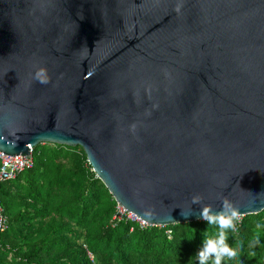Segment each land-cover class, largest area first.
Here are the masks:
<instances>
[{
	"label": "water",
	"instance_id": "95a60500",
	"mask_svg": "<svg viewBox=\"0 0 264 264\" xmlns=\"http://www.w3.org/2000/svg\"><path fill=\"white\" fill-rule=\"evenodd\" d=\"M40 144L150 226L260 213L264 0H0V152Z\"/></svg>",
	"mask_w": 264,
	"mask_h": 264
},
{
	"label": "trees",
	"instance_id": "16d2710c",
	"mask_svg": "<svg viewBox=\"0 0 264 264\" xmlns=\"http://www.w3.org/2000/svg\"><path fill=\"white\" fill-rule=\"evenodd\" d=\"M72 150L81 151L80 175L63 169ZM32 158L31 169L0 184L8 219L0 264H198L204 241L218 232L204 220L146 228L114 223L116 202L80 147L40 144ZM237 241L243 245L240 264H264V210L241 217L228 243L235 247Z\"/></svg>",
	"mask_w": 264,
	"mask_h": 264
},
{
	"label": "clouds",
	"instance_id": "9594fccd",
	"mask_svg": "<svg viewBox=\"0 0 264 264\" xmlns=\"http://www.w3.org/2000/svg\"><path fill=\"white\" fill-rule=\"evenodd\" d=\"M183 3H177L176 11L179 12ZM34 79L40 83H48L46 69L36 68ZM135 129V125H133ZM204 198L201 195L192 197V204H202ZM222 207L220 211H215L212 205H204L199 213L200 218L209 225L218 228L214 238H208L204 241L201 250L197 254L198 264H240V253L242 251V242L237 241L235 247L229 245L230 233L237 232V223L241 219V213L229 201L228 198H221ZM153 215L151 210L145 212L146 217Z\"/></svg>",
	"mask_w": 264,
	"mask_h": 264
},
{
	"label": "built area",
	"instance_id": "2783aa9c",
	"mask_svg": "<svg viewBox=\"0 0 264 264\" xmlns=\"http://www.w3.org/2000/svg\"><path fill=\"white\" fill-rule=\"evenodd\" d=\"M32 167H33L32 150L29 156H16V155L8 156L0 152V184L15 179V177L20 173H22L24 170L31 169ZM112 220L114 223H118L122 221L134 223L137 224L140 228H146L147 226H150L146 222L139 219L133 213L125 210L118 203H116L115 205ZM7 229H8V219L4 212V208L0 204V234L6 232ZM88 256L91 260H93V257L90 253H88Z\"/></svg>",
	"mask_w": 264,
	"mask_h": 264
},
{
	"label": "rangeland",
	"instance_id": "374dc122",
	"mask_svg": "<svg viewBox=\"0 0 264 264\" xmlns=\"http://www.w3.org/2000/svg\"><path fill=\"white\" fill-rule=\"evenodd\" d=\"M48 149L51 148V146H46ZM79 154H81L80 150H72L69 151L68 157L65 159V164H64V171L68 173L69 175H72V173H77L81 174L79 171ZM72 197V193L68 192L65 196V198L70 199ZM60 198H56L55 203H58ZM54 206V205H53Z\"/></svg>",
	"mask_w": 264,
	"mask_h": 264
}]
</instances>
